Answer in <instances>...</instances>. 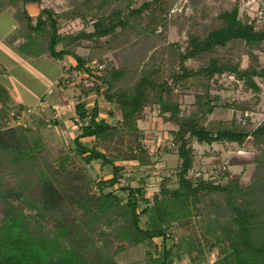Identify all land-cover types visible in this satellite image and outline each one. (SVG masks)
<instances>
[{
	"label": "trees",
	"instance_id": "trees-1",
	"mask_svg": "<svg viewBox=\"0 0 264 264\" xmlns=\"http://www.w3.org/2000/svg\"><path fill=\"white\" fill-rule=\"evenodd\" d=\"M42 1L0 0V13L13 9L17 22L5 41L26 57L73 59L58 85L84 74L76 82L77 133L50 160L39 118L32 116L26 127L7 126L8 111L15 107L20 114L25 106L0 83V202L9 204L0 222V264H118L117 254L140 244L152 247L146 264H178L183 254L190 264H204L213 249L217 255L210 264H264V151L254 156L247 183L225 164L206 177L194 164L195 144L264 145V119L254 122L250 115L260 102L257 79L264 83L258 55L264 53V23L240 13V0L214 14L205 0H191L198 17L182 22V40H169L170 27L183 16L171 14L177 0H77L58 11L44 6L30 14L27 5ZM75 21L80 28H66ZM140 44L150 52L118 66L104 58ZM5 72L0 63V75ZM223 75L253 93L252 99L221 102L213 91L224 88ZM92 94L102 95L113 122L100 116L97 100L89 105ZM187 96L192 101L185 105ZM218 106L233 116L211 118ZM152 108L172 126L156 158L176 156L174 180L163 177L153 192L150 176L117 187L125 167L116 161L143 167L158 161L140 126ZM94 161L99 169L109 168L108 178L88 168ZM155 238L162 239L159 246Z\"/></svg>",
	"mask_w": 264,
	"mask_h": 264
},
{
	"label": "rangeland",
	"instance_id": "rangeland-1",
	"mask_svg": "<svg viewBox=\"0 0 264 264\" xmlns=\"http://www.w3.org/2000/svg\"><path fill=\"white\" fill-rule=\"evenodd\" d=\"M207 7L211 8V13L214 14L220 7H225L229 2L234 0H205ZM241 1L240 13L244 10L248 15L252 16L256 6L254 4L248 5L244 0ZM77 0H43L40 5H36L34 10L30 11V14L35 16V12H39L40 8L44 6H50L55 11L61 8H66L69 5L76 3ZM208 10V11H209ZM172 16H176L183 13L178 21V25L174 24L169 29V40H179L184 38V29L181 27L182 22L189 15L197 16V13L193 10L191 0H177L173 10ZM13 9L9 8L0 13V63L6 68V72L0 75V83L5 87L6 91L12 97L13 101L17 104H25V110L20 114H17L16 108L10 109L7 113V126L21 125L23 127L28 126L30 118L36 116L44 125L41 127V133L44 140V155L50 160H54L61 154L60 148L71 144V140L77 133V125L74 124L72 117L74 113L66 112L63 107L68 102L72 101L75 104L76 96L79 93L78 85L80 75L71 76L72 81L64 87L58 85L59 77L62 75L61 62L53 59L49 55H42L39 57H26L21 55L13 46L7 44L5 36L12 32L17 22L13 18ZM249 16V17H250ZM198 17V16H197ZM251 18V17H250ZM81 27V24L77 21L69 23L67 29L76 30ZM81 53H87L85 49L80 50ZM149 53L150 50L143 44H140L135 49H130L126 52L118 54L117 52H109L105 55L106 61H111L116 66L121 65L123 61H129L134 57L140 55V53ZM260 61L264 63V53H259ZM247 56H242V66L247 65ZM70 61L67 62V66ZM189 64L195 66L198 64L196 61L190 60ZM69 76L65 73L64 76ZM260 83L261 91L259 93L260 102L256 106V111L251 113V118L254 122H259L264 119V83L257 79ZM85 82V81H84ZM219 83L223 85V89L214 90L221 96L222 101L226 102L227 99H252L253 93L244 92L240 87V84L235 86L233 84V78L223 75L219 78ZM89 105H92L97 100L100 106V116L106 120L113 122L107 113L108 104L103 99L102 95L92 94L87 99ZM183 103L188 105L192 101L191 96L184 97ZM22 104V105H23ZM184 108L186 109V106ZM70 106H74L73 104ZM68 106V107H70ZM53 107V108H52ZM63 107V108H62ZM40 108H45V111L39 112ZM52 108V109H51ZM72 108V107H71ZM70 114V115H69ZM71 114H73L71 116ZM237 112V116H239ZM57 116V117H55ZM233 116V111L227 108L218 106L215 112L210 116L211 118H225L228 119ZM140 126L143 129V142L149 149V152L153 155L152 160H158L154 164L149 166H141L132 161H116V164H124V171L118 186L133 184L138 182L141 176L151 177L147 182V186L150 192H153L158 186L160 180L167 176L172 177L173 170L177 163V158L174 155H167L162 159L156 158L158 153V147H162L168 140L166 132L170 127V124L162 121V118L158 115V111L152 108L147 113L145 120L141 122ZM74 130V132H73ZM88 146L92 145L91 138L86 139ZM195 148V169L204 172V176H210L214 168L221 164H225L233 176H239L242 183L249 182L255 165L252 162L254 156L264 151V145L256 147L251 142L247 141L242 146L235 143L227 145L213 144L207 145H194ZM156 158V159H155ZM88 168L94 172L102 175L104 178H108L109 168L107 166L100 168L99 162L94 161ZM174 180V177H172ZM12 183V182H11ZM9 204L0 202V222L6 218V212ZM178 233H174L173 238L176 240ZM159 246L162 242L161 238L154 239ZM167 245L171 243V237L167 240ZM152 249L146 244H140L136 246H129L119 254L115 256V261L118 264H146V252L148 249ZM217 250L213 249L211 252L206 253V261L204 264H210L216 258ZM178 264H190L187 254H183Z\"/></svg>",
	"mask_w": 264,
	"mask_h": 264
},
{
	"label": "built area",
	"instance_id": "built-area-1",
	"mask_svg": "<svg viewBox=\"0 0 264 264\" xmlns=\"http://www.w3.org/2000/svg\"><path fill=\"white\" fill-rule=\"evenodd\" d=\"M249 6L254 4L256 6L254 13H252V16H250L253 19H256L257 23L259 25H262L264 23V0H244ZM241 2V1H240ZM244 12H248L250 13L248 10H244ZM94 64H92L91 66H93ZM103 65H99V68H102ZM84 77V74L80 75V78ZM79 78V79H80ZM218 168L220 166H217ZM224 168V167H223ZM196 175L199 174V171H197L195 173Z\"/></svg>",
	"mask_w": 264,
	"mask_h": 264
},
{
	"label": "crops",
	"instance_id": "crops-1",
	"mask_svg": "<svg viewBox=\"0 0 264 264\" xmlns=\"http://www.w3.org/2000/svg\"><path fill=\"white\" fill-rule=\"evenodd\" d=\"M36 5H34V4H29V5H27V9H28V11L30 12L31 10H34ZM38 13V11L37 12H35V14L34 15H36ZM9 34V33H8ZM68 61H70L69 62V64L68 65H74V61H73V59L72 58H70V57H66L63 61H60L61 62V70H62V75L61 76H63V75H65L64 74V65H66L67 66V62ZM7 71V70H6ZM60 76V77H61ZM59 77V78H60ZM23 104V103H22ZM74 105V103L72 102V101H70V102H68L67 104H65L63 107L66 109V112L67 113H70L71 111L74 113V106H70V105ZM23 105H25V104H23ZM68 106H70V107H68ZM62 107V108H63ZM72 107V108H71ZM53 108V107H52ZM51 108V109H52ZM37 110H39V112H42V111H45L46 109L45 108H40V109H37ZM70 115V114H69ZM73 114H71V116H72ZM55 117H57V116H55ZM73 132H74V130H73Z\"/></svg>",
	"mask_w": 264,
	"mask_h": 264
}]
</instances>
